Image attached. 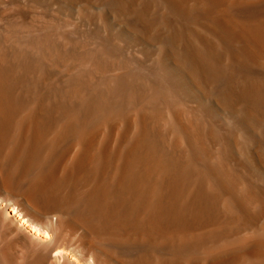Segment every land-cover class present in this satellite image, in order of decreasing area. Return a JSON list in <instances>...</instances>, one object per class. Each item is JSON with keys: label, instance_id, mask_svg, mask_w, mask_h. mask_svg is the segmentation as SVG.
Instances as JSON below:
<instances>
[{"label": "bare ground", "instance_id": "1", "mask_svg": "<svg viewBox=\"0 0 264 264\" xmlns=\"http://www.w3.org/2000/svg\"><path fill=\"white\" fill-rule=\"evenodd\" d=\"M0 264H264V0H0Z\"/></svg>", "mask_w": 264, "mask_h": 264}]
</instances>
